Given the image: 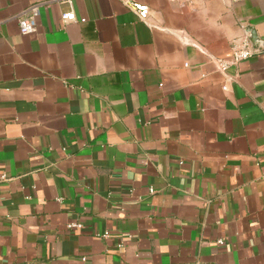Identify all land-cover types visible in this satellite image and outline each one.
<instances>
[{
    "label": "crops",
    "instance_id": "crops-1",
    "mask_svg": "<svg viewBox=\"0 0 264 264\" xmlns=\"http://www.w3.org/2000/svg\"><path fill=\"white\" fill-rule=\"evenodd\" d=\"M133 1L0 0V264H264V0Z\"/></svg>",
    "mask_w": 264,
    "mask_h": 264
},
{
    "label": "built area",
    "instance_id": "built-area-1",
    "mask_svg": "<svg viewBox=\"0 0 264 264\" xmlns=\"http://www.w3.org/2000/svg\"><path fill=\"white\" fill-rule=\"evenodd\" d=\"M125 4L133 10L137 16L146 20L149 14V7L133 0H124ZM39 14V3H32L27 8L23 9L18 16V27L21 34H30L36 31V20ZM61 19L71 21L75 19L73 10H68L61 14ZM244 29L245 27L242 26ZM264 50V41L259 40L257 43H252L249 38V33L244 31L241 35L235 36L230 41V55L228 58H218L215 60L217 68L229 77L227 70L230 67L236 66L239 62L252 57L255 54L261 53ZM187 65V64H185ZM222 89H226V85H222ZM153 190L150 188L149 190ZM67 227H81L78 222H69ZM218 244H223L222 239L217 240ZM84 259V258H83Z\"/></svg>",
    "mask_w": 264,
    "mask_h": 264
},
{
    "label": "water",
    "instance_id": "water-1",
    "mask_svg": "<svg viewBox=\"0 0 264 264\" xmlns=\"http://www.w3.org/2000/svg\"><path fill=\"white\" fill-rule=\"evenodd\" d=\"M246 32L249 33V38H250L252 43H257L259 41L257 36L251 30H246Z\"/></svg>",
    "mask_w": 264,
    "mask_h": 264
}]
</instances>
